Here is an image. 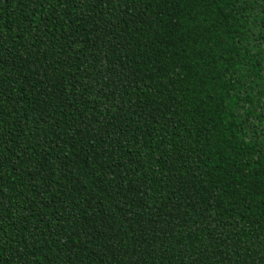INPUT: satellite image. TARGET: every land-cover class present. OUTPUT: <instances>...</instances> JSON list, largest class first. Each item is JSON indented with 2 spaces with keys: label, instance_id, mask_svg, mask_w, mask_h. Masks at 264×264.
<instances>
[{
  "label": "trees",
  "instance_id": "16d2710c",
  "mask_svg": "<svg viewBox=\"0 0 264 264\" xmlns=\"http://www.w3.org/2000/svg\"><path fill=\"white\" fill-rule=\"evenodd\" d=\"M0 264H264V0H0Z\"/></svg>",
  "mask_w": 264,
  "mask_h": 264
}]
</instances>
